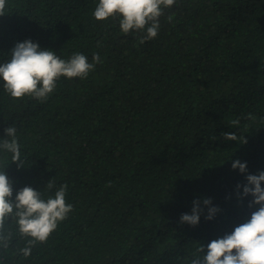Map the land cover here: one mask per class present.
Returning a JSON list of instances; mask_svg holds the SVG:
<instances>
[{
    "label": "trees",
    "instance_id": "16d2710c",
    "mask_svg": "<svg viewBox=\"0 0 264 264\" xmlns=\"http://www.w3.org/2000/svg\"><path fill=\"white\" fill-rule=\"evenodd\" d=\"M97 4L6 0L0 15V64L28 39L64 60L101 58L85 79L60 77L46 100L14 98L0 79V144L13 127L20 150L18 167L0 147L10 199L31 186L47 201L66 185L73 206L34 243L14 208L0 264H204L208 243L259 207L237 185L264 171V0H176L153 39L124 34L118 15L95 19ZM194 200L193 226L180 216Z\"/></svg>",
    "mask_w": 264,
    "mask_h": 264
},
{
    "label": "clouds",
    "instance_id": "9594fccd",
    "mask_svg": "<svg viewBox=\"0 0 264 264\" xmlns=\"http://www.w3.org/2000/svg\"><path fill=\"white\" fill-rule=\"evenodd\" d=\"M175 2L176 0H98L93 15L100 21L118 15L119 27L124 34L143 31L146 33L145 39H153L158 35L159 18L164 9L170 8ZM5 5L6 0H0V15H4ZM100 62L99 54H93L92 62H89L88 57L79 52L64 60L50 50L40 49L38 43L28 39L17 42L12 49L11 59L0 64V79L4 81L5 90L14 98L31 94L46 100L55 91L60 77L85 79ZM238 123V120L232 121L234 126ZM6 133L13 139L3 141L0 147L13 153L12 159L19 167L20 150L14 138L15 128H7ZM223 135L226 140H238L235 133L225 132ZM232 168L245 173L247 162L234 160ZM246 181L243 186L237 185V189L243 187L242 193L238 191L237 196L243 198L251 195L253 199L249 201V206L256 204L259 205L258 209L230 234L208 243L203 257L204 264H264V171L248 174ZM66 192L67 186L63 185L54 198L44 201L37 190L25 186L16 193L13 203L10 199L13 195L12 182L5 172H0V225L15 208L21 233L34 238L30 243L42 242L57 227L58 221L64 220L73 210V206L66 203ZM203 203L209 205L211 200L205 198ZM218 210L217 207H210L206 218L211 219ZM199 220L200 205L198 200H194L191 213H182L180 221L194 226ZM28 251L24 250L25 255ZM192 264H200V261L194 259Z\"/></svg>",
    "mask_w": 264,
    "mask_h": 264
}]
</instances>
